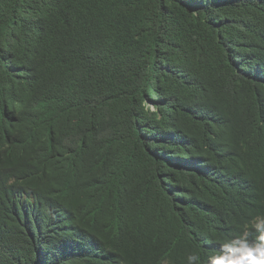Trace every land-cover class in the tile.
I'll return each mask as SVG.
<instances>
[{
    "label": "trees",
    "instance_id": "1",
    "mask_svg": "<svg viewBox=\"0 0 264 264\" xmlns=\"http://www.w3.org/2000/svg\"><path fill=\"white\" fill-rule=\"evenodd\" d=\"M264 214V0H0V264H201Z\"/></svg>",
    "mask_w": 264,
    "mask_h": 264
},
{
    "label": "clouds",
    "instance_id": "2",
    "mask_svg": "<svg viewBox=\"0 0 264 264\" xmlns=\"http://www.w3.org/2000/svg\"><path fill=\"white\" fill-rule=\"evenodd\" d=\"M187 264H201L198 254H189ZM207 264H264V214L256 215L236 236L226 238Z\"/></svg>",
    "mask_w": 264,
    "mask_h": 264
}]
</instances>
